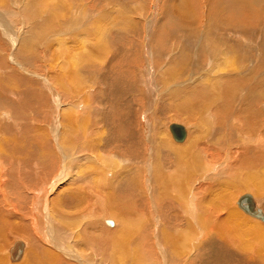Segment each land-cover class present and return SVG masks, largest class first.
<instances>
[{
  "label": "bare ground",
  "instance_id": "1",
  "mask_svg": "<svg viewBox=\"0 0 264 264\" xmlns=\"http://www.w3.org/2000/svg\"><path fill=\"white\" fill-rule=\"evenodd\" d=\"M17 1L5 5L16 13L0 10L5 14H0V264H263L264 219L237 205L242 195H249L264 216V43L251 44L260 49L257 56L250 54L254 48L247 42L249 28L259 24L260 33L264 28L261 0H218L216 15L202 11V16L190 2H163L169 9L160 12L167 19L157 23L160 39L151 31L153 8L140 35L143 21L127 9L128 0ZM18 13L24 15L17 18ZM7 17L16 18V30ZM241 19L243 23L234 21ZM237 32L244 40L231 44ZM139 35L146 46L154 42L155 69L162 68L157 60L173 43L177 50L168 52L174 57L161 77L182 88L161 101L167 99L179 116L189 118L194 112L205 117L199 121L205 122L206 132L219 130L213 139L201 143L204 135L191 132L183 120L169 121L168 133L158 129L156 136L147 123L138 125L137 136L127 129L129 99L143 97L152 79L146 81L150 58L143 60L142 70L138 67L137 82L134 78L132 83L133 72L115 70L122 62L123 42ZM203 35L207 42L201 46ZM133 57L131 67L141 63ZM160 108L169 112L167 106ZM46 113L54 124L44 123ZM39 118L44 119L43 136L36 138L32 125ZM171 124L183 127V141L174 140ZM59 127L72 166L56 140L59 159L53 161L50 142ZM76 152L85 153L78 158ZM135 160L136 171L123 166ZM233 168L240 177L232 174ZM150 181L155 200L146 195ZM16 236L23 241L13 240ZM235 241L249 248L245 257L229 249ZM19 243L21 256L12 260ZM130 245L135 250L127 253Z\"/></svg>",
  "mask_w": 264,
  "mask_h": 264
},
{
  "label": "rangeland",
  "instance_id": "2",
  "mask_svg": "<svg viewBox=\"0 0 264 264\" xmlns=\"http://www.w3.org/2000/svg\"><path fill=\"white\" fill-rule=\"evenodd\" d=\"M5 1H6V3H5ZM7 1H12V0H0V10H2V9H4V12L5 11H8V10H13V11H15V13L17 12V10H15V9H13V8H11V9H9L10 7L9 6H5V5H8V3H7ZM135 1V2H134ZM180 1L181 0H177V2H179L180 3ZM215 1V3L214 4H211V3H213ZM226 0H222V2H225ZM15 2H18L17 0H13V4L15 3ZM155 0H128L127 2H126V6L128 5V7H127V9L128 10H131L132 11V13H133V11H134V13H135V16L139 19V20H141V21H143L142 23L143 24H141V26L143 27H141V26H138V28H139V32H138V34H140L141 35V33H140V31H144L145 29L144 28H146L145 27V21L144 20H146L147 19V21H149V17L151 16V11H152V8H153V17H154V19H156L157 20V22H156V20H154L155 21V23H154V25H153V27H152V33L154 34V33H157L158 34V36H159V38L158 39H160V37L162 36V31L161 30H158V27L160 28V26L162 25V24H165V23H167V19L165 18V16H163V14L162 13H160L161 12V9L163 8V9H169V7L168 6H164V3L163 2H167V4H169V2H170V0H163V1H161V0H158L157 2H156V7L154 6L153 7V4H155ZM182 3H191V5L192 6H190V8L191 9H193V10H195V11H198V15L199 16H202V11H204V12H206V13H211V15L213 14V12L214 11H216V7L218 6V3L217 2H219L218 0H211V3H209L210 2V0H197V2H198V4L194 1V2H192V0H182L181 1ZM199 2H201V3H199ZM264 0H261V2H260V6L262 7V8H264ZM205 3H207L206 5H205ZM262 4H263V6H262ZM136 5V6H135ZM139 5V6H138ZM199 5V6H198ZM17 6V7H16ZM177 6H179V7H181L182 9H183V7L181 6V4H177ZM198 6V7H197ZM209 6V7H208ZM15 7L16 8H18V9H20L21 11L23 10V8H21L20 6H18V5H15ZM135 7V8H134ZM150 7V8H149ZM195 7V8H194ZM7 8H8V10H7ZM130 8V9H129ZM131 8H133V9H131ZM136 8H139V9H136ZM171 9H174V10H176L177 12H180L181 10H177V9H175V8H171ZM200 9H201V11H200ZM209 11H208V10ZM210 9H213V10H210ZM165 11V10H164ZM3 11H0V14H3L4 13ZM200 12V13H199ZM140 13V14H139ZM160 13V14H159ZM5 14L7 15V12H5ZM5 14H3V15H5ZM19 14H21V15H24L23 13H18L17 14V18L19 17ZM41 14H43V13H41ZM134 15V14H133ZM138 15V16H137ZM198 15H196L197 17H198ZM213 15H216V12H214V14ZM156 16V17H155ZM229 16V15H228ZM142 17V19H140ZM230 17V16H229ZM9 17H7V19H8ZM162 18V19H161ZM9 19H11V18H9ZM8 19V20H9ZM138 19H136V20H138ZM159 19H161V20H159ZM2 21V20H1ZM41 21V20H40ZM235 22H240V23H243L242 21H243V19H241V21H236V20H234ZM9 22V26L12 28H14V30H16L17 28H18V26H17V24H16V18H13L12 20H9L8 21ZM12 22V23H11ZM15 22V23H14ZM157 23H158V25H160V26H158L157 25ZM202 23L204 24L203 25V28H202V30H204V29H206V23L205 22H203L202 21ZM245 23V22H244ZM11 24V25H10ZM156 24V25H155ZM17 26V27H16ZM156 26H158V27H156ZM259 26H261V25H259V24H255V25H253V27H252V29L251 28H249L250 29V31H249V29H248V31L250 32H248L249 34L248 35H250L249 36V39L250 40H247V42L249 43L250 42V44L249 45H251V44H253V43H257V44H259V43H264V33H262V32H264L263 30H264V28L263 29H261V33L260 32H258V27ZM262 26H264V25H262ZM248 27H250V26H248ZM12 28V29H13ZM141 28V29H140ZM213 28V27H212ZM254 29H256V31L254 30ZM254 30V31H253ZM211 31H213L212 29H211ZM256 32V33H252V32ZM160 32V33H159ZM206 32V31H205ZM215 32V31H214ZM208 33H210V32H207V34L206 35H208ZM138 34H136V35H138ZM216 34L218 35V37L219 36H221L220 35V33L219 32H216ZM239 34V35H238ZM252 34H254V36L252 35ZM260 34H262V35H260ZM138 36V38L137 37H131L130 36V38L127 40V41H124L123 42V51H120V56L119 57H122V62L120 61L119 63H116V70H115V72L116 73H120L121 75H122V73H124V72H127V73H129L130 71L131 72H133L132 74H133V81H132V83L134 82V78H135V82H137V79H136V77L138 78V76H137V73H138V67H139V70H142L143 69V62L145 61V58L146 59H148V56H149V58H150V64H151V71L149 72V75H148V77L146 78V81H147V79L148 78H152L151 80H153V81H151L150 80V83L148 84L149 86H148V91H147V93H145L144 95H143V97H141V98H138L139 100H137V101H135V98H137L138 96H135V97H133L134 98V101H131L130 99H129V106H128V108H129V117H127L128 119H129V126H127V129H129V131L132 133H135V135L134 136H137L138 134H140V132H141V130H140V128L139 127H141V124L142 123H147L149 126H147V129H150V132H151V136H156L155 134H156V131H158V129H160V131L162 130V131H166V133H168L167 132V126H168V124H169V121H170V123L171 122H178V123H180L182 120V122H183V125L184 126H187L188 128H190L189 130L192 132V130H197V132L199 131L202 135H204V137H200V142L201 143H204V142H207L208 140H211V139H213V137H215V136H217L218 135V132H219V130H217V132H216V130H215V133L214 132H211L210 133V131L209 132H206V129H205V126H204V124H205V122H203V123H200V121L201 120H205V117H203V116H198L199 114L198 113H196V114H194V112L191 114V113H189L188 115L190 116V117H192L193 119L191 120V118L189 117V116H187V117H189V118H186L185 116H179L178 114H176L175 112L173 113V112H171V111H173V109L172 110H170V108H172L171 107V104H169V101H167V99H164L163 101H161V99H163V98H165L167 95H169V94H172V92H175V91H177L178 89H181L182 88V85L181 86H174V88L172 87V82L171 83H166V81H164L163 80V77H161V76H163L164 74H165V70L163 69V68H165V67H167V63L171 60V58H173L174 56H168V52H170V50H171V53H174V52H176V48L174 49L173 48V43H172V45H171V47H167L166 49H164L162 52H161V55L159 56V58L161 59H158L157 61H159L160 62V64H162L163 66H162V68H160V69H155V67L154 66H156V62H155V46H154V42H152V41H150L149 43H148V45L146 46L145 45V43H144V41H142L143 40V38L144 37H142V36ZM140 37V38H139ZM203 38V41H204V35L202 36ZM244 35L242 36V34L241 33H239V32H237V34L235 35V38H233V37H230V39L233 41V39H234V41L231 43V44H233V43H235V42H237V41H242V40H244ZM131 38H132V40H131ZM237 38V39H236ZM253 38H254V40H253ZM157 38H155V40H156ZM220 39H224L222 36H221V38ZM245 40H246V38H245ZM263 40V41H262ZM134 43H133V42ZM141 41V42H140ZM202 40L200 41V42H202V43H200V45L201 46H204L203 44H205L206 45V40L203 42ZM254 41V42H253ZM256 41V42H255ZM144 44H143V43ZM179 43H180V41H178ZM140 43H141V45H140ZM215 43H217V42H215ZM246 43V42H245ZM129 44V45H128ZM135 44H136V46H135ZM152 44V45H151ZM225 44L226 45H230L229 43H226L225 42ZM145 45V46H144ZM198 43H197V46L199 47L200 46ZM140 46V47H139ZM144 46V47H143ZM150 46V47H149ZM152 46V47H151ZM253 48H254V52L252 51L250 54H253V55H260V49L258 48V46H256V47H254L253 45H251ZM144 49H143V48ZM147 47V48H146ZM131 48V49H130ZM171 48V49H170ZM136 50V49H138V50H136L137 52H138V54H140V56H142V57H140V56H138L136 53H134V51L133 50ZM151 49V50H150ZM173 49V50H172ZM181 49V48H180ZM145 50H147V51H145ZM259 50V51H258ZM109 51H110V49H109ZM130 51V52H129ZM174 51V52H173ZM190 51V56H193V52H194V50H189ZM166 52V53H165ZM237 52V51H236ZM257 52V53H256ZM131 53H132V55H131ZM143 53V54H142ZM153 55H152V54ZM185 54H186V52H184ZM238 53H239V51H238ZM149 54V55H148ZM223 54V53H222ZM117 55V54H116ZM116 55H115V57H116ZM131 55V56H130ZM133 55H136V57H138L137 59H136V61L137 60H139V62H141V63H138V62H135V63H138L137 65H135L134 63H132V66L133 67H131V62H133L131 59H133L134 60V57H133ZM167 55V56H166ZM108 56H110V59H112L113 57L110 55V53H109V55ZM231 56H234L233 54H231ZM3 57H4V54H3ZM153 57V58H152ZM162 57H164V58H162ZM168 58H170V59H168ZM227 58H228V56H227ZM131 60V61H130ZM144 60V61H143ZM167 60H168V62H167ZM130 62V63H129ZM121 64H123L122 66H121ZM142 64V65H141ZM10 66H11V64H9ZM130 69V70H129ZM153 69V70H152ZM163 69V70H162ZM119 70V71H118ZM134 70H135V72H134ZM137 70V71H136ZM196 70V69H195ZM194 69H192V72L191 73H193V78L195 77V75H197L198 73H197V71H195ZM155 71V72H154ZM157 71V72H156ZM35 72V71H34ZM131 72L129 73V74H131ZM176 72V74L178 73L179 74V71H175ZM153 73H157L156 75L155 74H153ZM223 73H226V72H223ZM114 72H110V76H114ZM129 74L128 75H125L124 76V79H125V81L124 82H126V83H128L129 82V80H131V78H129ZM159 75H160V77H159ZM135 76V77H134ZM150 76V77H149ZM157 77V78H156ZM179 78H180V75H179ZM198 78V75L194 78V79H197ZM128 79V80H127ZM160 79H161V81H160ZM50 80V79H49ZM182 79L180 78V80H178V82L179 81H181ZM159 81H160V83H159ZM50 82H51V80H50ZM53 82V81H52ZM51 82V83H52ZM152 82V83H151ZM154 82H155V84H154ZM50 83V84H51ZM174 83V82H173ZM177 83V82H176ZM152 84L153 85H156V86H154V88H153V86H152ZM159 85V86H158ZM169 86H170V88H169ZM160 87V88H159ZM163 87V88H162ZM165 87V88H164ZM152 88L155 90H152ZM157 88V89H156ZM172 88L174 89V90H172ZM165 91V92H164ZM172 91V92H171ZM157 92H159V93H157ZM163 93V94H162ZM166 93V95H164ZM148 94V95H147ZM156 94L158 95L159 94V96H156ZM165 96V97H164ZM145 97V98H144ZM152 97V98H151ZM51 99H52V96H50L49 97V100H50V102H51V104L53 105V100L51 101ZM142 101V102H141ZM148 101V102H147ZM152 102V103H151ZM132 103V104H131ZM137 103V104H136ZM162 103H163V105H162ZM143 104H145V105H143ZM147 104V105H146ZM154 106V104H155V106L154 107H152V105ZM160 104L162 105V106H160ZM51 105V106H52ZM143 106V107H142ZM162 107L163 108V106L165 107V106H167V109L169 110V112L167 111V109H166V111L168 112V113H172V114H168L167 112H165V110H164V112H163V110L160 108V107ZM100 107V106H99ZM152 107V108H151ZM155 107H156V109H155ZM196 107H197V105H196ZM103 110H104V107L102 106L101 107ZM149 108V109H148ZM142 109V110H141ZM150 109H152V110H150ZM154 109H155V112L156 113H158V114H156L155 112H153L154 111ZM197 109H198V107H197ZM150 110V111H149ZM145 111L147 112V113H145ZM149 111V112H148ZM159 111V112H158ZM163 113H162V112ZM138 112H139V114H138ZM141 112V113H140ZM152 112V113H151ZM143 113H145V117H143L144 118V120H143V122L141 121V116L143 115ZM140 114H142V115H140ZM148 114H150V115H148ZM214 114H216V113H214ZM46 115V117L47 118H45L46 120L44 121V119L42 118H39V119H37V121H35V123L32 125V127L34 128V130L35 131H37L38 132V136L36 137V138H39V137H42L43 135L39 132V130H42V127H43V121H44V123H47L48 121L49 122H51V121H53V119L52 120H50V117L48 116V114L46 113L45 114ZM55 115H56V112H55ZM136 115H138V116H136ZM157 115V116H156ZM177 115H178V117H177ZM175 116V117H174ZM193 116H195V117H193ZM216 116V115H215ZM55 117V116H54ZM160 117V118H159ZM152 118H156V119H152ZM180 118H182V119H180ZM184 118V119H183ZM42 121H41V120ZM89 119V118H88ZM138 119V120H137ZM161 119V120H160ZM116 120H117V118H116ZM151 120H153V121H155V122H153V121H151ZM156 120H158V121H156ZM185 120V121H184ZM200 120V121H199ZM38 121H40L39 123H38ZM193 121V122H192ZM84 122V121H83ZM158 122V123H157ZM182 122H181V124H182ZM185 122H186V124H185ZM55 123V121H53L52 122V124H54ZM87 123V126H86V130L88 131V132H90L89 130H92L93 128V126H92V122H86ZM151 123V124H150ZM194 123H195V125H194ZM68 124V125H67ZM140 124V126L138 127V125ZM167 124V125H166ZM191 124V125H190ZM199 124V125H198ZM202 124V125H201ZM156 126V127H155ZM165 126V127H164ZM204 126V127H203ZM37 127H40V128H37ZM69 127V130H74V132L77 130L76 129V127H75V124H73V128H71L70 127V123H66V128H68ZM199 127H200V129H199ZM100 128H102V129H104V131H106V127L104 126H102V127H100ZM162 128V129H161ZM163 128H164V130H163ZM37 129V130H36ZM48 129V128H47ZM166 129V130H165ZM49 130V129H48ZM59 130V131H58ZM57 130V132L55 133V138H53L52 140L53 141H51L50 142V148H54L53 149V151H54V158H53V161L55 160H57V159H59L58 157H57V154H58V151H57V154H56V151H55V149L57 150V147H54L55 145H56V143H55V141L54 140H56V141H59V144H60V148L62 147V149H61V151H62V153L64 154V156H66L65 158H67V159H65L64 158V160H65V163L67 164V165H69V164H71L70 163V161H69V156L66 154V152L64 151V147H63V142H62V140H63V138H62V135L64 134V131L62 132L61 131V129H60V127H59V129ZM99 131V130H98ZM58 132H60V133H58ZM206 132V133H205ZM39 133H40V135H39ZM49 133V132H48ZM47 133V134H48ZM32 136H33V133L31 134ZM49 135H51V133H49ZM60 135V136H59ZM212 135V136H211ZM59 136V137H58ZM85 136H87V134L85 135ZM205 136H207V137H205ZM51 137H52V135H51ZM62 138V139H61ZM145 138V137H144ZM151 138V137H150ZM202 138V139H201ZM207 138V139H206ZM154 139L155 138H153V141H154ZM203 140V141H202ZM31 141H36V139H35V137L34 138H32L31 139ZM152 141V140H151ZM152 141V142H153ZM92 143V142H91ZM96 142H93L92 143V145H94ZM98 144H99V142H97ZM55 144V145H54ZM98 144H95V145H98ZM141 145H143V141H142V143H141ZM103 146V145H102ZM102 146H100V148L102 149L103 147ZM144 148V145L142 146V149ZM200 148L201 147H199V148H195V149H198V151H200ZM50 150H52V149H50ZM110 149H108L107 151H109ZM115 150V152H116V154L117 155H119V156H121V157H123V158H126V159H129L127 156L128 155H125V154H123L122 152H120L118 149H114ZM113 150V151H114ZM152 150H153V147H152ZM120 153H119V152ZM77 153H79V155H77ZM85 153V152H84ZM84 153H80V152H76L75 153V156H77L78 158H80L81 156H83L84 155ZM80 154H81V156H80ZM83 154V155H82ZM7 157H9V154H7ZM56 157V158H55ZM137 163V161L135 160L133 163H131V162H129V163H127V164H123V166L124 167H127L128 168V166H132L133 167V169L136 171L138 168H137V165H138V163ZM136 164V165H135ZM135 165V166H134ZM150 165H152V160H151V162H150ZM71 166H72V164H71ZM173 166H174V164H173ZM136 167V168H135ZM129 169V168H128ZM239 172H240V170H237V172H236V168H233V172H232V174L233 175H236L237 176V178L238 177H240L239 175ZM247 172V171H246ZM149 185V188H150V192L148 191L147 193H146V195H147V198H148V194L149 193H151L152 194V197H153V200H155L154 199V194H153V191H151L152 189V187H151V184H152V182L150 181L149 183H148ZM247 192V191H246ZM241 193H244V192H241ZM248 193H250V192H248ZM251 195H252V193H250ZM242 195V194H241ZM243 196V195H242ZM154 202V201H153ZM238 207V206H237ZM239 209V208H238ZM262 210H263V212H264V208L262 207L261 208ZM240 210V209H239ZM243 212V211H242ZM94 213H95V211H94ZM245 216H248V215H245ZM220 217H218V219H219ZM175 221H173V223H174ZM107 226V225H106ZM107 227H109V226H107ZM144 228V227H143ZM138 234H140V233H138ZM19 237V238H18ZM16 236L15 237V239H13V240H16V239H18V240H22L23 241V237L21 238L20 236ZM14 238V237H13ZM12 240H9V246H10V244L12 243L11 242ZM236 243H235V247H237V248H235L234 246V248L233 247H231L232 245H234L233 243L232 244H230V246H229V249L232 251L233 250V252L235 253V251H236V254L237 255H239V256H241V257H245V255H247L248 253H247V249H249V248H247V247H245L244 245L245 244H242V242L241 243H239V241H235ZM240 244V245H239ZM143 246L144 247H146L147 248V246H145V245H142V249L144 250V248H143ZM240 247V248H239ZM241 247H243V249L241 248ZM233 248V249H232ZM246 248V249H245ZM131 249H134L135 250V248H133V246L132 245H130V247L127 249V251H129V252H127V253H131ZM235 249H237V250H235ZM239 249L240 250H242L243 252H246V253H243V254H238L239 252H237V251H239ZM244 249H245V251H244ZM142 250V251H143ZM249 252V251H248ZM241 253V252H240ZM251 253V252H250ZM9 262L10 263H13V262H11L10 260H9ZM264 264V263H263Z\"/></svg>",
  "mask_w": 264,
  "mask_h": 264
},
{
  "label": "water",
  "instance_id": "3",
  "mask_svg": "<svg viewBox=\"0 0 264 264\" xmlns=\"http://www.w3.org/2000/svg\"><path fill=\"white\" fill-rule=\"evenodd\" d=\"M169 130H170L174 140L179 141V142L183 141V139L185 137V131H184L182 126L177 125V124H171L169 126ZM237 205L242 210H244L248 214L254 216L255 218H258L260 220L264 219L262 212L260 210L255 209L253 202L251 201L249 195L241 196L237 201ZM109 224H110V222H109ZM17 245H18V248L15 249L16 252L13 254V256L11 258L12 260H18L21 256L22 245L20 243Z\"/></svg>",
  "mask_w": 264,
  "mask_h": 264
}]
</instances>
